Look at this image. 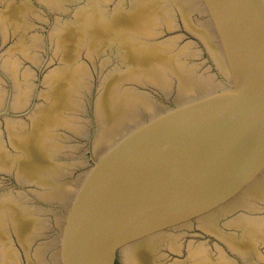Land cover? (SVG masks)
Segmentation results:
<instances>
[{
    "label": "water",
    "instance_id": "obj_1",
    "mask_svg": "<svg viewBox=\"0 0 264 264\" xmlns=\"http://www.w3.org/2000/svg\"><path fill=\"white\" fill-rule=\"evenodd\" d=\"M3 1H6V0H0V3L3 2Z\"/></svg>",
    "mask_w": 264,
    "mask_h": 264
}]
</instances>
